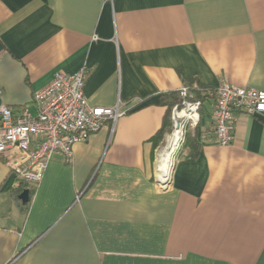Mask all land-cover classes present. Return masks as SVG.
<instances>
[{
	"label": "crops",
	"instance_id": "1",
	"mask_svg": "<svg viewBox=\"0 0 264 264\" xmlns=\"http://www.w3.org/2000/svg\"><path fill=\"white\" fill-rule=\"evenodd\" d=\"M83 67L89 103L124 114L54 155L26 203L25 157L0 153V264H264V116L240 113L221 146L205 96L166 188L171 117L155 145L161 94L264 90V0H0V105L35 114L36 91Z\"/></svg>",
	"mask_w": 264,
	"mask_h": 264
},
{
	"label": "built area",
	"instance_id": "2",
	"mask_svg": "<svg viewBox=\"0 0 264 264\" xmlns=\"http://www.w3.org/2000/svg\"><path fill=\"white\" fill-rule=\"evenodd\" d=\"M86 81L85 67L74 73L57 72L48 85L34 93L35 114L25 106L15 114L10 106L0 105V153L21 150L26 156L22 167L13 168L19 179L39 183L54 155L61 154L70 161L76 143L86 142L103 128L114 130L124 114L121 103L113 106L90 104L85 94ZM179 93L180 100L171 109L172 131L161 148L159 159L171 137L178 133L176 158L188 131L200 120L203 99L195 97L188 85L181 87ZM205 94L215 98V133L221 146L233 144L234 124L240 113L264 116L262 89L242 87L222 79L216 88H207ZM169 176H158L161 188L167 187Z\"/></svg>",
	"mask_w": 264,
	"mask_h": 264
},
{
	"label": "trees",
	"instance_id": "3",
	"mask_svg": "<svg viewBox=\"0 0 264 264\" xmlns=\"http://www.w3.org/2000/svg\"><path fill=\"white\" fill-rule=\"evenodd\" d=\"M188 86L190 88L191 93L195 97L204 99L205 96H207L205 94V91L207 90V88L201 87L199 85H197L196 87H193V85H188ZM168 98L170 100L166 104L168 105V116L169 117L165 119L162 128L158 131L156 138H155V145H158L162 141L166 132L171 131V128H170V126H171V122H170L171 109H172L173 105L176 104L180 100L179 91H172V92H169L167 94H164V93L161 94V102H164L165 99H168ZM190 137H191L190 133L188 132L186 135L185 141L183 142L181 148L189 145ZM23 182H25V183L22 185V187H20V189H17V191H14V196L16 199H19L20 193L24 190V188L26 186H29L28 182H26V181H23ZM32 189H33V187H32ZM28 202H29V200H28Z\"/></svg>",
	"mask_w": 264,
	"mask_h": 264
},
{
	"label": "bare ground",
	"instance_id": "4",
	"mask_svg": "<svg viewBox=\"0 0 264 264\" xmlns=\"http://www.w3.org/2000/svg\"><path fill=\"white\" fill-rule=\"evenodd\" d=\"M179 141L178 133H176L174 136L171 137L170 143H168L163 148V155L158 160L157 166H158V175L161 177L166 178L171 173V165L172 161L175 158L174 153L176 152V146ZM167 147L169 149H167ZM167 149V152L165 154V150Z\"/></svg>",
	"mask_w": 264,
	"mask_h": 264
},
{
	"label": "water",
	"instance_id": "5",
	"mask_svg": "<svg viewBox=\"0 0 264 264\" xmlns=\"http://www.w3.org/2000/svg\"><path fill=\"white\" fill-rule=\"evenodd\" d=\"M17 151H18L20 154H23V152H22L21 150H17ZM24 157H26V156H24ZM169 177H170V178L167 180V186L170 184V180H171V176H169ZM159 182H161L160 179H159ZM30 193H31V191H30L29 188L24 189V190L20 193L19 198L23 201V203L28 202V200L30 199Z\"/></svg>",
	"mask_w": 264,
	"mask_h": 264
},
{
	"label": "rangeland",
	"instance_id": "6",
	"mask_svg": "<svg viewBox=\"0 0 264 264\" xmlns=\"http://www.w3.org/2000/svg\"><path fill=\"white\" fill-rule=\"evenodd\" d=\"M165 145V144H164ZM158 174V173H157Z\"/></svg>",
	"mask_w": 264,
	"mask_h": 264
}]
</instances>
